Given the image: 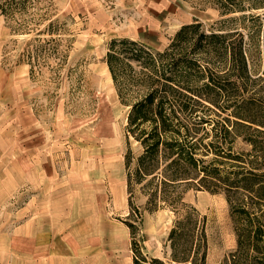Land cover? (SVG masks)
<instances>
[{
	"label": "rangeland",
	"instance_id": "obj_1",
	"mask_svg": "<svg viewBox=\"0 0 264 264\" xmlns=\"http://www.w3.org/2000/svg\"><path fill=\"white\" fill-rule=\"evenodd\" d=\"M9 1L0 0V8ZM17 1L24 2L22 10L2 14L0 9V264H10L8 241L17 221L25 217L20 209L32 195L41 197L33 193L31 179H20L15 169V159L23 153L35 160L37 156H48L47 164L58 171L59 184L70 190L66 195L84 202L75 214L80 212L97 222L100 217L101 223L114 225L110 228L119 245L124 230L131 241L125 220L133 222L142 252L168 263L166 237L175 213L165 207L147 211L146 197L138 189L134 200L141 218L129 216L124 166L128 107L118 100L104 58L112 39L110 30L135 23L140 13L133 11V4L132 9L128 8L130 13L112 14L116 0H98L108 13L106 18L91 16L90 23V15L77 11V6L68 9L65 0ZM262 1L241 0V4L249 8ZM213 2L166 0L169 7L165 9L166 17L160 18L161 33L153 30L149 37L139 39L163 50L180 22L197 18L206 28L239 26L236 17L240 13L222 16ZM260 10L245 13L264 12ZM229 16L235 18L227 19ZM49 22H55L53 35L45 31ZM103 23L107 28L99 29ZM244 23L253 24L246 18ZM53 39L59 43L56 53ZM246 54L250 72L260 74L264 63L262 45H248ZM28 140L36 145L24 149ZM130 148L135 156L141 152L138 143L132 142ZM179 190L182 203L192 206L200 218L205 217L206 263L220 264L236 247L225 194L190 186ZM86 201L91 205L87 206ZM127 253L132 257L131 245Z\"/></svg>",
	"mask_w": 264,
	"mask_h": 264
},
{
	"label": "trees",
	"instance_id": "obj_2",
	"mask_svg": "<svg viewBox=\"0 0 264 264\" xmlns=\"http://www.w3.org/2000/svg\"><path fill=\"white\" fill-rule=\"evenodd\" d=\"M213 3L222 16L240 13L239 26L206 28L194 18L181 24L163 50L118 37L104 55L118 100L128 107L129 216L141 218L138 189L147 211L165 207L175 213L166 237L168 263L147 257L136 240L138 228L125 220L133 264H207L205 217L182 203L184 186L226 196L236 247L220 264H264V63L254 75L246 54L248 45L261 44L264 58V12L245 13L264 11V1L249 8L241 0ZM24 5L11 0L1 13ZM55 22L46 26L50 35ZM132 142L141 148L137 156Z\"/></svg>",
	"mask_w": 264,
	"mask_h": 264
},
{
	"label": "crops",
	"instance_id": "obj_3",
	"mask_svg": "<svg viewBox=\"0 0 264 264\" xmlns=\"http://www.w3.org/2000/svg\"><path fill=\"white\" fill-rule=\"evenodd\" d=\"M166 0H116V8L112 14L130 13L128 8L137 11L139 16L133 24L125 23L121 28L110 30L111 38L127 37L147 42L139 37H149L150 32L159 30L160 18L166 17L168 3ZM77 6V8H76ZM65 7L76 8L77 11L91 16L103 15L106 11L96 0H65ZM164 11L162 17L159 14ZM154 14V20L151 16ZM126 21L132 22L130 19ZM149 20L154 21L153 23ZM175 28L179 29L181 24ZM188 23V22H187ZM162 24L164 26L165 22ZM106 23L99 27L105 29ZM107 28V27H106ZM174 31V32H175ZM158 33V34H159ZM36 143L30 140L24 142V149L32 148ZM24 156L15 159V169L20 179L28 181L31 179L33 193L36 192L40 198L34 195L30 201L20 209L25 212L24 216L13 228L10 237L9 256L10 264H133V259L128 256L130 237H122L119 245L114 241L111 223H101L98 217L93 221L91 216H84L79 212L75 214L77 207H82L84 202L76 201L73 197L66 195L70 193L67 186L59 184V174L55 168H50L48 156H37L38 160L23 153ZM41 163V165H40ZM21 164H24L21 167ZM35 178V181L33 179ZM90 206L91 204L87 203ZM11 247V248H10Z\"/></svg>",
	"mask_w": 264,
	"mask_h": 264
}]
</instances>
